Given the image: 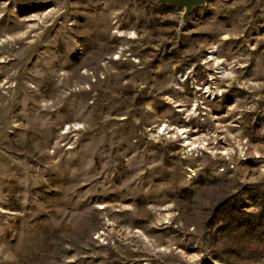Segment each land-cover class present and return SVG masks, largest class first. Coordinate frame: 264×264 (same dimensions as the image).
Listing matches in <instances>:
<instances>
[{
  "label": "rangeland",
  "instance_id": "rangeland-1",
  "mask_svg": "<svg viewBox=\"0 0 264 264\" xmlns=\"http://www.w3.org/2000/svg\"><path fill=\"white\" fill-rule=\"evenodd\" d=\"M0 264H264V0H0Z\"/></svg>",
  "mask_w": 264,
  "mask_h": 264
},
{
  "label": "water",
  "instance_id": "water-1",
  "mask_svg": "<svg viewBox=\"0 0 264 264\" xmlns=\"http://www.w3.org/2000/svg\"><path fill=\"white\" fill-rule=\"evenodd\" d=\"M167 2L182 7L185 9V14H188L194 7L200 6L207 0H166Z\"/></svg>",
  "mask_w": 264,
  "mask_h": 264
}]
</instances>
